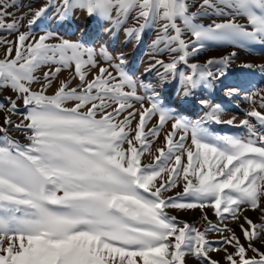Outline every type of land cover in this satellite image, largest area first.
I'll use <instances>...</instances> for the list:
<instances>
[{"label": "snow or ice", "instance_id": "6c2138e0", "mask_svg": "<svg viewBox=\"0 0 264 264\" xmlns=\"http://www.w3.org/2000/svg\"><path fill=\"white\" fill-rule=\"evenodd\" d=\"M16 6L0 0V90L10 92L0 99V264H186L187 255L220 264L211 255L220 251L226 264H264L256 246L264 244V89L248 94L242 83H225L236 51L189 62L211 46L264 48V0H44L13 19ZM77 11L110 25L108 34L123 29L125 43L155 29L145 72L156 71L157 86L130 74L124 53L106 44L33 34L49 12L64 21ZM28 15V31L20 32ZM238 67L264 73V64ZM62 70L72 79L58 80ZM176 77L180 103L205 89L200 119L162 104L156 87ZM217 85L232 99L245 92L252 105L236 125L243 134L205 126L235 122L214 101ZM181 181L183 190L169 194ZM192 209L201 212V227L171 214ZM213 233L220 239L210 240Z\"/></svg>", "mask_w": 264, "mask_h": 264}, {"label": "rangeland", "instance_id": "374dc122", "mask_svg": "<svg viewBox=\"0 0 264 264\" xmlns=\"http://www.w3.org/2000/svg\"><path fill=\"white\" fill-rule=\"evenodd\" d=\"M44 0H16L17 6L10 8L9 11L14 13L13 19H16L25 13L29 12V9H35L39 7ZM195 7L191 11H195ZM31 16H25L24 20L20 22L19 31L24 32L28 31L27 21ZM218 19V18H217ZM199 22L209 23L208 18H201ZM239 22L245 23L244 18H240ZM133 21L130 19L127 26H132ZM107 23L99 20L98 18L88 17L86 14L77 11L74 15L64 21H58L53 17L52 12H49L48 15L44 18H41L32 28L33 34L37 37L40 34L46 32H55L63 39H68L75 41L78 38L82 39L87 46L97 47L100 44H106L108 49L115 54L116 52H123L126 59V70L133 74L136 77H140L145 83H151L153 86H157L158 81L156 79V71L151 73H146L145 69L149 66L150 63L154 62L150 58L151 49L149 47L151 41L156 36L155 29H145L141 40L137 43L134 40L125 43L127 39L123 29H120L118 32H113L112 34L106 33V29L109 27ZM115 36V39L112 36ZM8 39H14V36H9ZM55 42V41H52ZM254 51H249L247 48L233 47L230 45H218L211 46L206 51L198 54L195 57H190V63H204L208 58H220L223 55H227L230 51H236L237 57L229 66V77L225 81L228 84L242 83L244 88L247 89L248 94H251L253 91L264 89V73H261L259 68L252 69H242L238 65L241 63H251L253 65L264 64V48L259 45L253 46ZM164 58L167 60V57H158ZM100 63L103 64V59L97 57ZM106 66V65H105ZM49 66H45L37 73L42 78L43 71H47ZM178 69L189 72L190 70L184 65H179ZM159 71H163L159 69ZM72 79V74L69 70H62L58 73V80ZM91 79V76H89ZM57 82H54V87ZM77 81H73V86ZM38 85H33V88H37ZM157 92L159 93L162 104L165 107L175 110L176 115L186 117L190 120H198L204 115V110L199 104V99L205 95V89L203 87L196 90V96L191 98L188 103H180V97L177 95L178 91L182 92V86L179 83V78L176 77L171 80L170 83L166 84L162 89L156 87ZM10 92L7 90H0V99L3 96L9 95ZM138 94L143 95V90L138 88ZM214 101L221 104L224 109L223 119L227 120L232 117H235L234 125L227 124H216L214 122L206 123V127L209 132L213 134H231V135H241L244 133V129L236 127L239 125V122L245 118V113L251 110L252 105L248 101L243 99L245 92H240L239 96L235 99L229 98L224 95V89L219 85L213 90L212 93ZM259 99V97H257ZM139 107V104L135 105ZM147 106V105H146ZM259 110V109H258ZM156 118H153L149 122V127L155 124ZM170 128V124L167 126ZM13 138L19 140L21 143H25L22 135L20 133H12ZM163 132H161V142H162ZM190 143V138H189ZM160 146V142L156 143L153 146L154 148ZM126 147V145H125ZM143 163L151 162V157L146 153L142 157ZM183 190V181H181L180 186L177 187L171 195L175 194V191ZM168 195V194H166ZM172 215H176L178 219L187 221L190 224H195L197 227H201V212L198 209L186 210V211H171ZM245 215L251 218L254 222L260 221V213H257L253 210H246ZM207 215L210 220L216 222V217L214 212L211 209L207 210ZM229 227L233 228L239 234V227L236 222L231 220L226 221ZM209 239L216 241L220 237L213 233L209 236ZM258 248H264V244H257ZM231 250V249H229ZM212 257L220 262V264H226L224 261V253L213 252L211 253ZM251 255V253H249ZM186 264H199V261L191 255L185 257Z\"/></svg>", "mask_w": 264, "mask_h": 264}]
</instances>
